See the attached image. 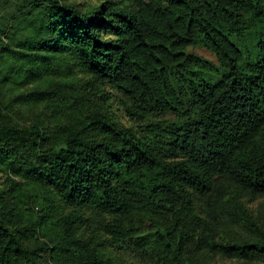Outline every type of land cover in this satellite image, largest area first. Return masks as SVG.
I'll return each mask as SVG.
<instances>
[{
  "label": "trees",
  "instance_id": "16d2710c",
  "mask_svg": "<svg viewBox=\"0 0 264 264\" xmlns=\"http://www.w3.org/2000/svg\"><path fill=\"white\" fill-rule=\"evenodd\" d=\"M68 1L0 0V264H264V0Z\"/></svg>",
  "mask_w": 264,
  "mask_h": 264
},
{
  "label": "rangeland",
  "instance_id": "374dc122",
  "mask_svg": "<svg viewBox=\"0 0 264 264\" xmlns=\"http://www.w3.org/2000/svg\"><path fill=\"white\" fill-rule=\"evenodd\" d=\"M100 0H69L68 2L71 4H81L83 7L92 5V4H97ZM250 38L245 36L243 40L238 41L234 37H231V40L238 45L241 49L244 50L245 55H249L251 58H254L256 49L255 46H252V43L257 42L258 39H263L264 40V22H256L255 26L251 29L249 32ZM189 52H192L210 62H212L214 65H218L219 62L217 58L214 56V54H211L205 49L202 48H193L189 49ZM4 103L7 107V109H4ZM3 105L0 104V110H1V115L6 117V118H12L16 123H18L20 126L23 127H28V126H33L36 124H39L41 122L40 119L49 117V124L56 122L53 119L50 118V112L46 110V108L43 105H33V104H23L19 103L17 100H12L10 96H8L5 99V102ZM117 112V111H116ZM50 114V115H49ZM117 118L118 121L123 124L125 127L131 126L130 121L123 115H120L117 112ZM7 175L2 173L0 170V185L2 189L6 188L8 185L7 182ZM18 180V178H17ZM23 184V183H21ZM20 184V185H21ZM20 187V186H19ZM23 191H27V189L23 188ZM23 198V197H22ZM24 201L25 197H24ZM259 203L261 201H256L252 205H250V209L252 210L253 214L258 217H264V208L260 209ZM27 207V204L26 206ZM28 214L33 219H36L40 216V213L37 208L33 207L30 211H28ZM44 235L40 236V239H43ZM42 262L44 264H48L47 258H42ZM52 264V263H51ZM215 264H246L237 260H229V259H220L216 258ZM254 264H262V263H254Z\"/></svg>",
  "mask_w": 264,
  "mask_h": 264
}]
</instances>
